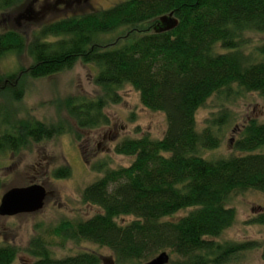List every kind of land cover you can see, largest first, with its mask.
<instances>
[{
	"label": "trees",
	"instance_id": "trees-1",
	"mask_svg": "<svg viewBox=\"0 0 264 264\" xmlns=\"http://www.w3.org/2000/svg\"><path fill=\"white\" fill-rule=\"evenodd\" d=\"M20 1L0 0V11ZM169 13L176 25L159 31V18ZM248 32L264 33V0H124L41 24L27 43L14 29L0 32V57L25 50L32 59L18 76L0 75L3 97L20 100L23 79L53 75L80 59L97 68L93 81L100 93L64 100L77 127L107 125L104 108L120 101L118 90L125 84L139 93L143 107L165 115L161 138L144 135L115 144V154L133 158L128 166L92 165L102 175L82 190L81 200L100 211L85 220L62 219L52 235L62 243L84 240L107 247L114 264H143L161 251L170 256L167 264H230L259 247L264 259V242L216 241L235 221V209L226 205L231 194H264V154L255 152L264 146V121L251 119L241 128L232 147L244 154L206 158L201 151L220 145L228 112L210 118L201 131L195 119L210 96L232 85L264 96V44L245 52ZM14 77L18 86L11 88ZM66 125L16 121L0 133V153L71 133ZM51 175L69 177L70 168L58 167ZM181 210L187 212L171 218ZM127 215L134 219L117 222ZM250 221L264 225V213ZM25 250L34 258L31 264L101 263L93 251L53 257L49 242L38 235ZM16 253L10 244L0 246V264H11Z\"/></svg>",
	"mask_w": 264,
	"mask_h": 264
},
{
	"label": "rangeland",
	"instance_id": "rangeland-1",
	"mask_svg": "<svg viewBox=\"0 0 264 264\" xmlns=\"http://www.w3.org/2000/svg\"><path fill=\"white\" fill-rule=\"evenodd\" d=\"M54 1L21 0L0 11V32L14 29L24 36L27 43L41 24L106 9L124 0H82L71 5ZM244 37L247 44L243 50L247 53L252 51L253 46L264 44V33L248 32ZM31 63L32 59L25 50L20 53L8 52L0 57V75L12 73L18 76ZM96 73L97 68L93 64L82 63L78 59L72 67L53 75L23 79L21 83L24 93L20 100L0 95V133L6 126L11 127L16 121L28 118L46 125L61 121L71 130V133L39 142L31 140L17 151L0 153V198L11 187L34 183L43 185L47 192L41 210L0 216V246L10 244L17 250L11 264H31L34 261L25 248L30 238L37 235L49 242L53 257L93 251L101 256L100 264H114L113 253L107 247L84 240L77 243L66 240L62 243L50 231L62 219L75 222L98 213L100 209L97 206L85 204L81 200L82 190L102 175L92 165L102 161L110 169L128 166L133 158L115 154V144L124 138L144 135L152 139L161 138L166 121L163 112L143 107L139 93L125 84L118 90L120 101L109 103L104 108V113L109 118L107 125L77 127L64 108V100L71 96L93 98L98 95L100 87L93 81ZM0 85L4 86V83L1 82ZM8 85L11 88L17 87V78H12ZM224 110L228 112V116L221 130H218L220 145L201 151L206 158L244 154L233 149V142L249 120L264 121V96L257 92H246L236 85H232L226 92L215 93L196 111V129L201 131L208 125L210 118L219 116ZM255 152L264 154V146ZM63 166L70 168V176L54 178L51 171ZM226 205L235 209V221L216 238L217 242H264V225L250 221L252 217L264 213L263 193L256 190L234 193ZM186 212L187 210L178 211L171 218H177ZM133 219L131 215L121 216L117 218V222L125 224ZM261 253V247L244 251L230 264H264Z\"/></svg>",
	"mask_w": 264,
	"mask_h": 264
},
{
	"label": "water",
	"instance_id": "water-1",
	"mask_svg": "<svg viewBox=\"0 0 264 264\" xmlns=\"http://www.w3.org/2000/svg\"><path fill=\"white\" fill-rule=\"evenodd\" d=\"M159 21L161 22L159 31L169 30L177 23L171 13L161 16ZM46 196L47 192L41 184L11 187L0 198V216L39 211L44 206ZM169 257L166 251H161L143 264H167Z\"/></svg>",
	"mask_w": 264,
	"mask_h": 264
},
{
	"label": "flooded vegetation",
	"instance_id": "flooded-vegetation-1",
	"mask_svg": "<svg viewBox=\"0 0 264 264\" xmlns=\"http://www.w3.org/2000/svg\"><path fill=\"white\" fill-rule=\"evenodd\" d=\"M82 0H55L54 2L55 3H58V2H63L65 3L66 5H71L72 3H78ZM83 1H86V0H83Z\"/></svg>",
	"mask_w": 264,
	"mask_h": 264
}]
</instances>
